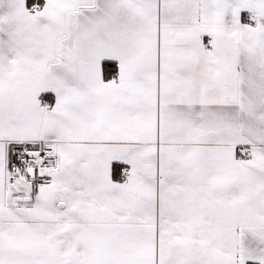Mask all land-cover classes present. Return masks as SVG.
I'll return each instance as SVG.
<instances>
[{
  "label": "snow or ice",
  "instance_id": "snow-or-ice-1",
  "mask_svg": "<svg viewBox=\"0 0 264 264\" xmlns=\"http://www.w3.org/2000/svg\"><path fill=\"white\" fill-rule=\"evenodd\" d=\"M0 264H264V0H0Z\"/></svg>",
  "mask_w": 264,
  "mask_h": 264
}]
</instances>
